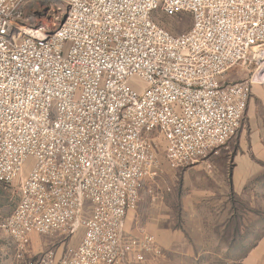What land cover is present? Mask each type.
Returning a JSON list of instances; mask_svg holds the SVG:
<instances>
[{"label": "built area", "instance_id": "built-area-1", "mask_svg": "<svg viewBox=\"0 0 264 264\" xmlns=\"http://www.w3.org/2000/svg\"><path fill=\"white\" fill-rule=\"evenodd\" d=\"M0 0V183L19 199L0 221L21 264H145L156 237L126 218L158 178L156 140L178 170L240 130L264 75V0H56L53 32ZM155 13L190 15L173 35ZM250 77L230 82L235 68ZM262 75V76H263ZM77 246L33 257V235Z\"/></svg>", "mask_w": 264, "mask_h": 264}, {"label": "rangeland", "instance_id": "rangeland-1", "mask_svg": "<svg viewBox=\"0 0 264 264\" xmlns=\"http://www.w3.org/2000/svg\"><path fill=\"white\" fill-rule=\"evenodd\" d=\"M57 4L56 0H29L22 10L24 24L31 29L44 28L48 33L53 32L64 18L63 9L58 10ZM154 19L173 35L184 34L192 27L190 15L169 17L155 13ZM252 71V65L239 66L226 78L230 82L242 81L250 77ZM262 75L259 82L264 87ZM257 98L253 92L251 101L256 103ZM253 113L258 116L257 125H250L245 114L238 133L208 158L212 165L200 177L192 173L190 169L193 167L178 170L171 168L164 157L162 140H156L160 166L158 178L149 180L141 190L138 210L131 215L132 230L138 232V228L142 227L156 237L157 243L159 240L158 245L164 253L156 264H263V260L255 256V250L264 246L261 245L264 238V158L263 153L251 148L253 130L264 142L263 103L252 106ZM243 129L247 132L246 139L243 147H240ZM244 158L251 161L250 168ZM220 160L226 162L225 171L216 170L213 165ZM223 164L220 167H224ZM237 164L240 168L252 171L251 178L244 182V188H227L229 204L228 208H224V204L215 203L216 199L212 196L214 192L223 190L224 183L231 185ZM18 199L17 184L0 183V221L13 212ZM137 221L138 225L135 226ZM163 229H166L167 235L163 239L165 245L162 246L158 232ZM57 236H43L46 241L43 251H48L54 242L61 245V242L69 241L74 246L78 245L82 231L74 238L59 239ZM14 246L12 240L0 230V256H14ZM245 250L248 256H243Z\"/></svg>", "mask_w": 264, "mask_h": 264}, {"label": "crops", "instance_id": "crops-1", "mask_svg": "<svg viewBox=\"0 0 264 264\" xmlns=\"http://www.w3.org/2000/svg\"><path fill=\"white\" fill-rule=\"evenodd\" d=\"M263 77H264V75H263ZM257 84H260V85H258L256 87H253L254 95H256L258 97L256 103L257 104L258 103H261V104L263 103V105H264V87L262 85L263 83L257 82ZM252 96H253V93H252ZM251 100L249 102V105H248V108H247V111H246L247 113H245V114H247V120H249L250 125L254 126V124L257 125V117L258 116H256V114L254 115V113L251 114V107L252 106H256V103L254 101H251ZM255 132L256 131H254V130L252 132L253 135H252V138L251 139H252L253 145L251 146V148L257 149V150L260 151V153H263V158H264V142L260 140V136H259L258 133L257 134H254ZM241 133L242 134L240 136V147H243L244 139H246L245 138L246 133H247L246 132V129H243ZM244 159L248 162V168H250L249 167L250 166L249 163L251 161L249 159H246V158H244ZM222 164H223L224 167H220V166H222ZM211 165H212V163L209 160H206L205 162H203V163H201L199 165L194 166L190 170L192 171V173L195 176L200 177L201 175H203L204 170L206 168H208V166H211ZM213 165H215L216 170L217 169L219 171H225L226 170V162H222L221 160L218 161V162L215 161L213 163ZM251 167L253 169V165ZM251 172L252 171H250L249 169L248 170H245L243 167L240 168V165L239 164L235 165V168H234V171H233V174H232L231 185L230 184L228 185V183H224V186H223V190L222 191L220 190L219 193L218 192H214L213 193V196L212 197L216 199L215 200V203H217V204L218 203H223L224 206H225L224 208H226L227 207V203H228V199H229L228 189H230V187H233L234 188V186H236L238 188H244V182L248 181L251 178ZM146 185H147V183H146ZM216 187H217V185H216ZM133 213L134 212H131V213L128 214V216L126 218V222H125V227H126V230L127 231H131V232L136 233L135 230H132L131 229V226H132V224H131L132 223L131 215ZM137 225H138V221L135 222V226H137ZM129 228L131 230H129ZM135 228H137V227H135ZM158 235H159L158 237L160 238V244H162V246L165 245L163 243V239L166 238V235H167L166 229L159 230ZM240 235H241V232H240ZM57 237L59 239H60V237H64L66 239L65 236L60 235V234H58ZM44 238L45 237L40 236V235H33L32 236V238H31V245H32V251H33V257L34 258H37L41 253H44L45 252V251H43L44 248H42L43 245H44V242L46 244V241L43 240ZM176 241H179V240H176ZM57 243H58V241H57ZM59 243H60V240H59ZM158 243H159V240H158ZM60 244L61 245H59V244L57 245L54 242L52 244V247L49 248L48 250H54L57 253V257H62V255L64 254L65 250L68 247L74 246V245L70 244L69 241L68 242H66V241L64 242L63 241ZM262 244H264V238L261 240V245ZM75 246H77V245H75ZM14 250H15V246H14ZM243 256H248L247 250L244 251V255ZM255 256H257L258 260H261V261L263 260V264H264V246H263V248L262 247L261 248L259 247V248H257L255 250ZM159 258H161V257H158V258H155V259L151 258L145 264H156V262H157V260ZM10 262L12 264H21V263L17 262V260L15 258V254H14V256H0V264H10Z\"/></svg>", "mask_w": 264, "mask_h": 264}]
</instances>
